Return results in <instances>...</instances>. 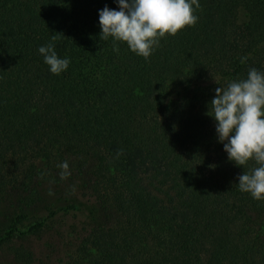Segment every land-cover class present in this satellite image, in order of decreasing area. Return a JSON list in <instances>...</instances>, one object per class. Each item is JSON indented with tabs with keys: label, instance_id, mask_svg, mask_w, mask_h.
Masks as SVG:
<instances>
[{
	"label": "trees",
	"instance_id": "trees-1",
	"mask_svg": "<svg viewBox=\"0 0 264 264\" xmlns=\"http://www.w3.org/2000/svg\"><path fill=\"white\" fill-rule=\"evenodd\" d=\"M197 4L144 59L99 39L114 0H0V264H264V200L234 185L257 165L230 162L206 115L264 72V0ZM53 35L59 75L37 51Z\"/></svg>",
	"mask_w": 264,
	"mask_h": 264
},
{
	"label": "clouds",
	"instance_id": "clouds-1",
	"mask_svg": "<svg viewBox=\"0 0 264 264\" xmlns=\"http://www.w3.org/2000/svg\"><path fill=\"white\" fill-rule=\"evenodd\" d=\"M116 9L105 5L98 10L99 39L111 38L113 51L117 43H124L137 56L148 59L160 39L175 36L197 21L194 6L197 0H114ZM118 9V10H117ZM56 36L39 46L51 74L65 72L68 57L60 58L55 50ZM246 58H241L245 63ZM206 115L214 121L217 142L222 144L227 159L235 166L245 168L249 161L257 165L236 177L235 186L255 200H264V72L249 68L243 79L228 81L214 89ZM68 173V163L58 165Z\"/></svg>",
	"mask_w": 264,
	"mask_h": 264
},
{
	"label": "rangeland",
	"instance_id": "rangeland-1",
	"mask_svg": "<svg viewBox=\"0 0 264 264\" xmlns=\"http://www.w3.org/2000/svg\"><path fill=\"white\" fill-rule=\"evenodd\" d=\"M247 21V15L245 13V11L241 10L239 12V17H238V22L243 24ZM72 157L69 158V156L66 157V159H63V162L66 161L68 163V169H67V173L71 172V168H73V158ZM62 171H64L62 169ZM54 175H57V173L59 172H53ZM61 173V172H60ZM51 174V173H50ZM50 179L52 180L53 178H49V181L47 183L48 187H52V183L50 182ZM4 206L0 207V222H6L8 220V214L9 211L6 208L5 210L3 209ZM62 215V214H61ZM84 219V216L80 215L79 217H76L75 214H71L70 216L66 217L63 221L62 224L59 226V228L57 229V233H52V236H54L55 238H58L63 236H67L70 234V226L73 223H77L79 221H82ZM59 231V232H58ZM68 237V236H67ZM41 251V249H39V252ZM44 253H46L45 251H43ZM4 252H0V262H2V259H4L3 257Z\"/></svg>",
	"mask_w": 264,
	"mask_h": 264
}]
</instances>
